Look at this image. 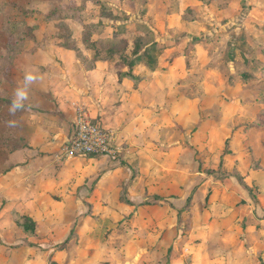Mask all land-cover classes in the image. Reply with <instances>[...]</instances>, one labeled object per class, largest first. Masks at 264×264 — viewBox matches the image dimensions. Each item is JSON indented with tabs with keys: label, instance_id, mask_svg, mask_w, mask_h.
I'll return each instance as SVG.
<instances>
[{
	"label": "rangeland",
	"instance_id": "1",
	"mask_svg": "<svg viewBox=\"0 0 264 264\" xmlns=\"http://www.w3.org/2000/svg\"><path fill=\"white\" fill-rule=\"evenodd\" d=\"M147 29L160 48L138 81L84 41L132 58ZM73 103L123 150L0 187V264H264V0H0V174L22 126L65 129Z\"/></svg>",
	"mask_w": 264,
	"mask_h": 264
},
{
	"label": "crops",
	"instance_id": "2",
	"mask_svg": "<svg viewBox=\"0 0 264 264\" xmlns=\"http://www.w3.org/2000/svg\"><path fill=\"white\" fill-rule=\"evenodd\" d=\"M42 92L36 90V91H30L29 97H31V101H29L28 106H37L42 104V102H46L45 99L41 96ZM83 98V97H82ZM64 98L61 96V100ZM86 98H84L85 100ZM73 115L70 121H72L76 116V111L78 107L85 106V103H73ZM88 114V113H87ZM90 119L94 120L96 123H98L100 126L103 124L99 121H96L88 115ZM35 118L40 119V125L39 122L36 124L32 121L28 126H22V128L26 131L24 135V139L18 137L19 142L21 139L22 144L20 146H17V148L12 152L11 158L9 159L10 162L13 164L10 165V167L4 171L2 174H0V187L4 188H14L17 186V183L20 186L21 182H24L23 179L30 178L31 182L34 185H39L38 187L44 188L49 187L50 185L49 180L52 178H49V173L52 170L60 171V170H66V168L70 167L72 164L71 159H65L66 161H63L61 167H56V162H58L55 158L57 152L61 150L63 143L65 142V139H67V136L70 132V124L69 126L64 129L63 127V121L53 119H42L40 116H35ZM43 120V121H42ZM44 125H48L43 129L42 127ZM103 125L102 127L106 129L112 130L110 127ZM49 127V128H48ZM113 131V130H112ZM24 132V131H23ZM116 143L120 145L116 138ZM123 150V148H122ZM122 152V151H121ZM120 152V154H121ZM11 154V153H10ZM1 156V154H0ZM4 158L1 156L0 161ZM73 159H81V158H73ZM95 159V158H94ZM38 166L36 169L33 166ZM38 169V170H37ZM14 171V172H13ZM63 171V172H64ZM13 172V173H12ZM28 173V175H26ZM24 175L26 177L22 178ZM61 175L57 178H60ZM27 181V180H26ZM44 181V183H43ZM55 182V181H54ZM47 183V184H45ZM25 185V183H22ZM45 185V186H44ZM53 186H55L52 183ZM60 186V185H58ZM58 189V187L56 188ZM1 192V189H0ZM264 254V251H263Z\"/></svg>",
	"mask_w": 264,
	"mask_h": 264
},
{
	"label": "built area",
	"instance_id": "3",
	"mask_svg": "<svg viewBox=\"0 0 264 264\" xmlns=\"http://www.w3.org/2000/svg\"><path fill=\"white\" fill-rule=\"evenodd\" d=\"M122 151L116 143V136L110 129L92 121L82 108H77L71 121L70 132L60 150V157L73 158H115Z\"/></svg>",
	"mask_w": 264,
	"mask_h": 264
},
{
	"label": "trees",
	"instance_id": "4",
	"mask_svg": "<svg viewBox=\"0 0 264 264\" xmlns=\"http://www.w3.org/2000/svg\"><path fill=\"white\" fill-rule=\"evenodd\" d=\"M151 34L152 31L147 29V32L144 35L139 36L135 39L134 46L130 50V54L133 56L132 58H129V56L126 55V53L128 52L127 40L125 41V48H118L116 46V43H113L112 41L107 49H104L103 47L99 46V42L97 41H89L87 38H85L84 41L86 46L94 53V55L92 56L93 62L109 61L115 59L116 57L120 58V64L126 63V66L128 68L126 69V71L116 73L117 78L119 80L129 79L133 81H138L139 78L137 77V75L133 74V66L137 62L141 61L144 65L153 68L156 63L154 51H157L156 48L160 47H157V41L151 39ZM147 39H149V41H147ZM121 42H124V40L122 39ZM65 47H67V45ZM24 220H26L24 222V225L22 224L24 226V230L33 232L35 224L34 221H32V219H30L29 217H24Z\"/></svg>",
	"mask_w": 264,
	"mask_h": 264
},
{
	"label": "clouds",
	"instance_id": "5",
	"mask_svg": "<svg viewBox=\"0 0 264 264\" xmlns=\"http://www.w3.org/2000/svg\"><path fill=\"white\" fill-rule=\"evenodd\" d=\"M38 79H40V77L38 75L37 69H33L25 72L23 78L24 87L23 88L18 87L15 90V94H14L15 98L13 100L12 107L10 108L11 112H15L17 109L23 107L22 101L26 99L28 89Z\"/></svg>",
	"mask_w": 264,
	"mask_h": 264
}]
</instances>
